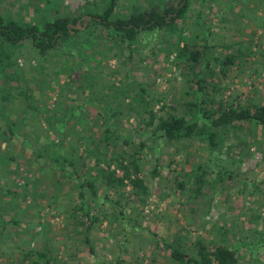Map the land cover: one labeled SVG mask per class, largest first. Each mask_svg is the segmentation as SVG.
Listing matches in <instances>:
<instances>
[{
  "label": "rangeland",
  "instance_id": "obj_1",
  "mask_svg": "<svg viewBox=\"0 0 264 264\" xmlns=\"http://www.w3.org/2000/svg\"><path fill=\"white\" fill-rule=\"evenodd\" d=\"M179 2L120 0L116 14ZM106 7L107 0H0V15L22 25L79 18L80 30L48 59L30 41L5 48L23 75L19 88L30 93L0 82L13 93L0 103L18 129L11 134L0 119V264H32L28 252H45L54 264H180L164 243L197 257L199 242L236 250L239 264H264V128L237 122L210 148L200 138L154 143L146 124L151 106L158 116L188 114L195 81L192 63L172 52L179 32L191 50L208 43L215 58H236L226 73L203 69L214 107L264 103V0H191L176 34L142 32L132 49L85 14ZM106 128L122 141L104 140ZM34 151L73 162L80 177ZM136 152L147 195L129 181L110 184L100 169L112 164L123 176L110 158ZM85 180L96 192L83 189L81 199Z\"/></svg>",
  "mask_w": 264,
  "mask_h": 264
},
{
  "label": "trees",
  "instance_id": "obj_2",
  "mask_svg": "<svg viewBox=\"0 0 264 264\" xmlns=\"http://www.w3.org/2000/svg\"><path fill=\"white\" fill-rule=\"evenodd\" d=\"M46 1L50 3L53 0ZM119 1L107 0V7L102 12L89 11L85 14L94 23L100 25L108 36H113L114 34L120 37L123 42L127 43L129 49H132L139 34L142 32L165 30L168 34H176L179 20L186 16L191 6V0H180L177 6L164 4V6H155L147 11H137L129 16H117L116 10L119 6ZM206 1L216 2L218 0H204V2ZM78 19L57 18L46 22L45 26L40 27L39 25H22L11 18L0 15V82L11 84L12 86L16 85L18 88L21 86L20 83L23 82V75L16 68V62L12 59L11 51L7 49L6 52V47H17L26 41H30L33 49L41 57L48 59L53 52L60 50V45L64 41L73 38L74 32L76 35L80 33L79 29L74 28L79 21ZM178 35L181 38L179 37V40L174 42L172 52L175 51L179 61L186 59L192 63L190 67L193 69L195 81L192 82L194 97L191 102H186V105L189 107L187 115L172 113L167 117L158 116L157 111L153 108L154 106H151V102H147L143 98L144 106L146 108L151 106V109H148L146 112L149 115V121L146 124L152 129L151 136L153 137V142L158 143L161 140H165L168 143H175L184 139L200 138L207 142L210 148H215L220 138L219 132L226 131L231 127L234 128L237 122H245L251 127L264 128V103L248 106L241 104H220L216 108L207 95L205 71L203 69L212 70L216 66L223 73H226L230 66L236 64L235 56L227 55L221 61L213 56V48L208 43L201 50H191L190 43L185 41L182 33L179 32ZM139 87L142 96H144L146 89L142 86ZM29 93V90L24 91L22 88H19L20 96L29 99ZM12 97L13 93L11 90L4 91L0 89V101L7 103ZM88 103L94 106L97 105L92 99ZM164 108L165 106L162 109ZM98 113L105 120L111 117V113L102 107L98 108ZM0 119L7 124L11 134L14 135L17 132L16 124L7 116L1 103ZM112 138L122 141L115 131L111 128H106L104 140ZM140 148L144 149L145 144L141 143ZM34 152L38 158L44 159L47 163L52 162L61 171L69 172L77 178L80 177L76 173L73 162L68 161L65 164L58 158L42 155L38 151ZM139 159V152L130 156L118 155L115 159L110 158V161H114L117 168L124 173L123 176H118L117 170L111 169L112 164H108L107 169H100L103 172V177L110 184L114 183L121 189L125 188L127 186L126 181H129L137 195H147L148 187L141 176ZM198 173H196V183L197 190L201 194L205 181ZM157 174L158 170L154 169L153 175L156 176ZM183 185V182L179 183L180 187H183ZM79 187L81 189V199L84 198L83 189L89 188L93 193L96 192L95 183L92 181H80ZM164 245L165 249L171 253L173 259L180 264H239L236 250L222 245L215 246L211 250L207 245L199 242L197 244V257L189 256L166 243ZM26 256H33L35 258L32 264H54L45 252H28Z\"/></svg>",
  "mask_w": 264,
  "mask_h": 264
},
{
  "label": "water",
  "instance_id": "obj_3",
  "mask_svg": "<svg viewBox=\"0 0 264 264\" xmlns=\"http://www.w3.org/2000/svg\"><path fill=\"white\" fill-rule=\"evenodd\" d=\"M82 29H83V27H82Z\"/></svg>",
  "mask_w": 264,
  "mask_h": 264
}]
</instances>
